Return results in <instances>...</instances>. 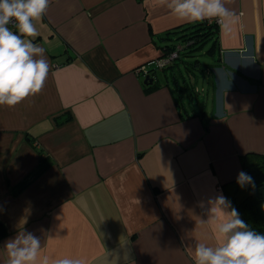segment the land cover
I'll use <instances>...</instances> for the list:
<instances>
[{
  "label": "crops",
  "instance_id": "crops-1",
  "mask_svg": "<svg viewBox=\"0 0 264 264\" xmlns=\"http://www.w3.org/2000/svg\"><path fill=\"white\" fill-rule=\"evenodd\" d=\"M225 7L210 61L159 67L149 91L165 31L188 23L159 0H58L34 22L50 72L0 106V264L19 231L41 239L37 264H194L216 246L198 202L232 203L242 155L264 153V0Z\"/></svg>",
  "mask_w": 264,
  "mask_h": 264
},
{
  "label": "clouds",
  "instance_id": "clouds-1",
  "mask_svg": "<svg viewBox=\"0 0 264 264\" xmlns=\"http://www.w3.org/2000/svg\"><path fill=\"white\" fill-rule=\"evenodd\" d=\"M58 0H0V106L14 108L27 98L42 93L50 72L45 49L34 43L40 35L37 24ZM177 19L203 22L215 19L221 30L236 23V12L225 3L235 0H159ZM14 24L16 31L8 27ZM237 183L255 188L253 177L239 172ZM207 205H211L209 208ZM198 206L216 223L215 247L196 243L194 264H264V234L250 228L223 195L199 201ZM230 209V211H229ZM224 212L221 220L218 213ZM217 214V215H210ZM42 242L33 232L19 231L4 244L5 264H37ZM40 264H48L45 256ZM55 264H83L81 259L61 258Z\"/></svg>",
  "mask_w": 264,
  "mask_h": 264
},
{
  "label": "trees",
  "instance_id": "trees-1",
  "mask_svg": "<svg viewBox=\"0 0 264 264\" xmlns=\"http://www.w3.org/2000/svg\"><path fill=\"white\" fill-rule=\"evenodd\" d=\"M217 25L216 23L209 24L207 20H204L203 22H188L168 28L163 35L165 40L177 36L181 42L172 45H162L163 56L172 51V47L178 49V56L172 62L165 64L162 69L168 72V70L176 66L181 68V62H183L186 74L193 73L196 76V70L199 69L198 65L204 62L198 58H195L194 61H187L183 57L194 55L195 49L203 46L207 41L212 42L208 49V52L211 51L217 43ZM11 27L16 30L15 25ZM179 45L180 48H178ZM158 68L156 66L150 67L152 76L158 71ZM183 75L186 77L185 72ZM156 82L154 80L151 84L145 83V89L147 91L153 90L158 86ZM242 163L244 172L253 177L255 188L251 185H246L244 188H241L236 180L237 185L231 205L239 212L241 218L250 228L264 234V197L257 195V188L264 185V153L248 152L242 155ZM4 231L3 225L0 223V236Z\"/></svg>",
  "mask_w": 264,
  "mask_h": 264
},
{
  "label": "rangeland",
  "instance_id": "rangeland-1",
  "mask_svg": "<svg viewBox=\"0 0 264 264\" xmlns=\"http://www.w3.org/2000/svg\"><path fill=\"white\" fill-rule=\"evenodd\" d=\"M178 42H181L177 36H173L172 39L166 40L165 44H177ZM211 41H207L203 46L196 48L195 49V54L192 56H185L183 57L187 61H194L195 58H198L202 62H209L210 58L208 56V49L209 46L211 45ZM186 73L185 68H184V63L181 62V70L177 68V73L178 75L182 76L183 73Z\"/></svg>",
  "mask_w": 264,
  "mask_h": 264
},
{
  "label": "built area",
  "instance_id": "built-area-1",
  "mask_svg": "<svg viewBox=\"0 0 264 264\" xmlns=\"http://www.w3.org/2000/svg\"><path fill=\"white\" fill-rule=\"evenodd\" d=\"M207 22L209 24L211 23H217V21L215 19L208 21ZM14 24H9V26H13ZM178 48H180V45L178 46ZM178 56V49H172V51H170L169 53L165 54L163 58H161L160 60H158L155 64L156 67H163L165 64L172 62L176 57ZM144 69V67H141Z\"/></svg>",
  "mask_w": 264,
  "mask_h": 264
},
{
  "label": "water",
  "instance_id": "water-1",
  "mask_svg": "<svg viewBox=\"0 0 264 264\" xmlns=\"http://www.w3.org/2000/svg\"><path fill=\"white\" fill-rule=\"evenodd\" d=\"M172 49H175V47H172ZM154 82V77L150 73V68L147 69V74L144 78V83L151 84ZM257 195L260 197H264V185L257 188Z\"/></svg>",
  "mask_w": 264,
  "mask_h": 264
}]
</instances>
